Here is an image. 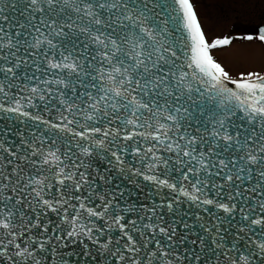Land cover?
I'll list each match as a JSON object with an SVG mask.
<instances>
[{
    "label": "snow or ice",
    "instance_id": "obj_1",
    "mask_svg": "<svg viewBox=\"0 0 264 264\" xmlns=\"http://www.w3.org/2000/svg\"><path fill=\"white\" fill-rule=\"evenodd\" d=\"M230 43L191 0H0V264H264V74Z\"/></svg>",
    "mask_w": 264,
    "mask_h": 264
},
{
    "label": "flooded vegetation",
    "instance_id": "obj_2",
    "mask_svg": "<svg viewBox=\"0 0 264 264\" xmlns=\"http://www.w3.org/2000/svg\"><path fill=\"white\" fill-rule=\"evenodd\" d=\"M210 1L213 4L216 2H214V0ZM191 2L194 5L197 17L205 33V37L210 42L214 41L215 39H228L232 41V39L234 38L236 40H242V43L240 44L241 46L261 47V50H259L258 58L252 59V61L250 62L251 64L256 65L248 66L249 64H247L242 66L248 67L245 73L249 71H255L264 74V41H261L259 39L261 31L264 30V0H218L221 14L231 17V26L233 30L230 34H221L214 39H210V32L205 23L206 21L203 18V16H205V11L203 9V0H191ZM211 10L214 14H216L214 7ZM249 36H251L252 39H248ZM231 43L228 45L219 46L216 49L211 50L214 59H216L217 62L221 63L225 70L227 68L225 64L226 61L222 59V55H225V53L229 52L230 49L234 47L238 48L237 46L239 45H231ZM259 64L263 65L259 67ZM233 77H239V74Z\"/></svg>",
    "mask_w": 264,
    "mask_h": 264
},
{
    "label": "water",
    "instance_id": "obj_3",
    "mask_svg": "<svg viewBox=\"0 0 264 264\" xmlns=\"http://www.w3.org/2000/svg\"><path fill=\"white\" fill-rule=\"evenodd\" d=\"M229 87H233V86L229 84ZM3 127H5V124L3 121H0V128H3ZM90 163H92L93 169L98 168V169H101L102 171L105 169V166H106V162L103 160L90 161ZM110 180L113 186H118L120 189L131 191L132 195L131 197H128V199L132 203H135L137 205H147L148 207H151L153 200H155L157 203L160 202V197L155 194L154 188L150 184H147L146 182H143L142 180L140 181V186L136 187L130 183H127L126 181H122V178L115 172L111 173ZM181 209L184 212H187V216H185V220L186 222L192 225L196 224L195 214H199L201 216L207 215L202 210H198L195 207H192L191 209H189L186 203L181 205ZM213 211H215V209H213ZM181 214H182L181 212H177V214L173 216L172 214L167 213L165 211L164 216H165V220L167 221H173V220L178 221V217ZM52 219L53 221H56L58 218L55 215H53ZM179 231L183 233L185 230L181 227ZM197 232H199V228L194 226L191 230L189 243L186 244L185 247H191L190 241L191 239H195ZM116 235L117 234L114 232L113 236H116ZM101 239L103 240L104 238L101 237ZM84 244H87L89 249L91 250L92 252L91 258H88L86 255H82V249L84 247ZM84 244L69 243L68 247L64 249V251L69 256L71 264H105V259L103 255H100L99 257H97L96 255L97 249L92 245L90 241H84ZM209 264H211V262H209Z\"/></svg>",
    "mask_w": 264,
    "mask_h": 264
},
{
    "label": "rangeland",
    "instance_id": "obj_4",
    "mask_svg": "<svg viewBox=\"0 0 264 264\" xmlns=\"http://www.w3.org/2000/svg\"><path fill=\"white\" fill-rule=\"evenodd\" d=\"M216 1V2H215ZM214 4L210 0H203L204 3V14L203 18L210 32V39L220 36L221 34H230L232 32V22L231 17L228 15H222L220 7L218 5V0H214ZM214 7L216 14L212 12ZM231 45L239 44L238 48H232L229 52L222 55V59L225 60L227 66L226 70L233 76H237L241 72L245 73L248 69V66H255L256 64H251L252 59H256L259 56V46H241L242 40L232 39ZM229 60V61H228ZM263 64H259L261 67ZM241 70V71H240ZM232 76V77H233Z\"/></svg>",
    "mask_w": 264,
    "mask_h": 264
}]
</instances>
